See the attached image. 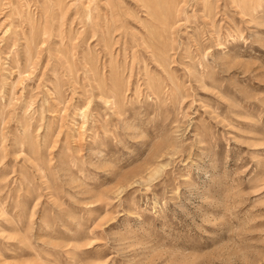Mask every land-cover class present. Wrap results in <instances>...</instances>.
Listing matches in <instances>:
<instances>
[{"label": "rangeland", "instance_id": "rangeland-1", "mask_svg": "<svg viewBox=\"0 0 264 264\" xmlns=\"http://www.w3.org/2000/svg\"><path fill=\"white\" fill-rule=\"evenodd\" d=\"M0 264H264V0H0Z\"/></svg>", "mask_w": 264, "mask_h": 264}]
</instances>
